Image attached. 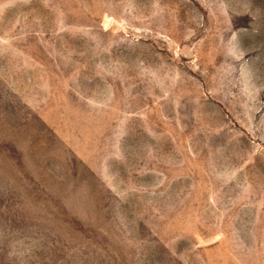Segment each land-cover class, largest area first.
Masks as SVG:
<instances>
[{
	"label": "rangeland",
	"instance_id": "rangeland-1",
	"mask_svg": "<svg viewBox=\"0 0 264 264\" xmlns=\"http://www.w3.org/2000/svg\"><path fill=\"white\" fill-rule=\"evenodd\" d=\"M0 264H264V0H0Z\"/></svg>",
	"mask_w": 264,
	"mask_h": 264
}]
</instances>
